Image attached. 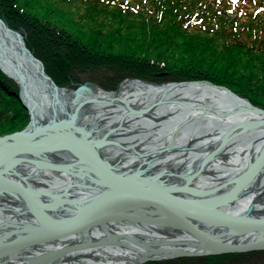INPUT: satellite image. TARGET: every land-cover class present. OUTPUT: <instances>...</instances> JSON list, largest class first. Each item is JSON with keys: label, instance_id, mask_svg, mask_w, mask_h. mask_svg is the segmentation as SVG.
Returning <instances> with one entry per match:
<instances>
[{"label": "bare ground", "instance_id": "6f19581e", "mask_svg": "<svg viewBox=\"0 0 264 264\" xmlns=\"http://www.w3.org/2000/svg\"><path fill=\"white\" fill-rule=\"evenodd\" d=\"M21 38L0 24V64L22 85L21 97L41 125L34 124L39 129L36 137L0 145V236L20 227L34 230L21 233L23 244L4 246L0 260L19 256L12 264H40L49 259L46 241L59 239L52 248L63 249L67 246L63 235L70 234L68 241L74 245H69L75 248L64 254L67 264H126L85 248L90 241L78 240L74 231L65 230L67 225L85 222V213H98L101 218L100 211H109L110 216L102 221L103 230H113V223L123 215V221L132 226L145 225L138 235L165 236L163 229L139 216H157L152 207L159 204L173 214H185L191 210L190 202L175 204V196L191 198L198 188H215L212 197L235 194L223 204L214 202L209 222L201 221L200 228H195L201 235L229 230L227 216L234 220L264 216L256 215L264 209V157L260 156L264 126L212 148L238 124L252 126L264 121L245 101L204 81L159 85L130 79L116 91L88 85L78 92L79 97L70 90L54 91ZM60 97L63 103L58 104ZM149 106L147 112L138 110ZM127 107L137 112H128ZM52 115L56 117L50 118ZM149 180L161 197L155 203L134 202L143 208L128 209L135 197L126 194L124 183L142 189ZM163 193L171 196L170 202L162 199ZM209 204L200 203L198 208H210ZM125 215L129 217L125 219ZM252 236H264V229Z\"/></svg>", "mask_w": 264, "mask_h": 264}, {"label": "trees", "instance_id": "16d2710c", "mask_svg": "<svg viewBox=\"0 0 264 264\" xmlns=\"http://www.w3.org/2000/svg\"><path fill=\"white\" fill-rule=\"evenodd\" d=\"M250 7L253 13L243 10ZM235 11L244 13V22L237 14V17L230 18V13L235 14ZM0 15L8 22L15 21L22 28L27 47L43 62L46 73L59 85L67 81L79 82L77 74L70 71L94 73L96 66L103 65L95 54L97 44L102 45L100 41H106L113 54L115 51L119 55L136 51L134 48L138 46H135L132 38L127 37L125 32L121 33L130 31V26H140L144 35L148 26L163 33L170 32L163 35L164 39L154 34L146 36L152 41L151 45L144 43L150 46L143 45L139 53L142 59L145 56L154 62L160 59V54L154 57V48L163 52L161 61L166 64L172 60L175 51L183 56L205 48L197 40L200 35L212 36L217 41L221 39L227 47L242 49L248 52L247 55L264 59L263 33L261 31L256 36L251 32L261 30L264 24V0H0ZM104 19L118 22L123 19L126 26L121 24L110 36L101 30L94 37L95 30L90 28ZM148 19L149 22H146ZM226 25H236L238 28L231 32L225 28ZM167 52L170 53L168 56ZM250 59L248 56L240 59L245 67L237 73V78L232 74V67L239 63V59L235 61L224 55H216L214 60L217 63L211 62L204 70L195 69L186 73V78L208 80L225 86L264 109V69L258 67L255 70L251 67L253 63L249 62ZM157 71L155 69L152 74L156 75ZM128 75H132V72ZM139 76L157 81L152 75L148 78L149 75ZM17 93V85L0 72V135L19 131L24 126L26 109ZM262 259L264 252H249L178 259L160 264H259Z\"/></svg>", "mask_w": 264, "mask_h": 264}, {"label": "water", "instance_id": "95a60500", "mask_svg": "<svg viewBox=\"0 0 264 264\" xmlns=\"http://www.w3.org/2000/svg\"><path fill=\"white\" fill-rule=\"evenodd\" d=\"M18 36L20 35L18 34ZM22 45L24 46L23 42ZM24 49L27 51L28 55L30 54L29 56L34 61L39 63V61L36 58H34L33 55L26 48ZM40 69L42 76L50 82L51 87L54 88L53 90L54 91L59 90L58 87L53 83V81L44 73L42 69V65ZM191 82H196V81H191ZM148 83L154 84L153 82H148ZM200 83L202 82L200 81ZM203 83H206L208 86L211 85L213 87L227 90L236 99L240 101H245V103L247 104L245 106L250 111H252L255 114L264 116V110L253 106L252 104H250L248 100L240 97L239 95L229 90L228 88H225L223 86H218L207 81H204ZM172 84L177 85L178 83H172ZM86 87L87 84L80 85L74 90L73 94H75L76 96L78 95L79 97L78 92L85 90ZM56 101L57 100L55 99L53 103L55 104ZM22 103L28 110V114L30 118L29 124L20 131L0 136V145L4 144L5 146L8 144H13V141L21 140L23 138L36 137L38 135V134L34 135V133H39V129H35L34 127L35 125H41V123H38L40 121L35 122L32 111L24 99H22ZM154 105L155 103L152 106ZM127 109L128 112L131 113L137 112L134 110H130L129 107H127ZM150 109L151 106L138 110L141 112H147V110ZM55 117L56 116L52 115L50 118H55ZM262 126H264V121L254 122V125L252 126H243L242 124H238L237 126L230 129L228 132L224 133L222 135L220 144H216L212 146V148L215 149L220 145L223 144L225 145L229 141H231L234 137L238 135H244L249 131H253ZM260 147H261L260 156L262 158L264 157V143ZM109 169L112 172L114 171L111 167H109ZM262 170L263 169H259V172H261ZM115 176L117 178L118 177L120 178V176H117V174ZM151 183L152 182L149 180L148 183L144 185L145 187H142V189H137V186H134L131 183H124L125 188L128 191V193L126 194L128 196L133 195L135 197L132 200L133 202L127 204L128 209L143 208L137 204L140 202L142 203L143 201L155 203V200L158 197H161V194L157 192L158 187L150 186ZM239 192L240 191L236 193ZM213 194H215V188L204 187V188H198L195 194L192 195L191 198L188 196L183 198L175 196V204L186 203L187 201L190 202L191 210H189V212L185 214H180V215L177 213L173 214L172 212H168L166 206H163L162 204L159 205L153 204L154 205V207H152L154 208L153 212L157 216H151L147 214H145V216L138 215L143 219L141 221L145 223L155 224L159 226L161 229H163L167 233L165 236L155 234V236L151 235L148 238L140 234L138 235L137 231H139V228L141 226L145 227V225L138 223L135 226L134 225L132 226L129 222L123 221L122 218L123 215L119 216L121 218L118 217L116 222L113 223V230L110 231L103 230L104 224L102 221L104 220L103 218L105 216H110L109 211H100L99 214L103 216L101 218L97 216L98 213L96 214L85 213L86 223L79 220V223L75 222L72 224H68L65 230L68 229L70 230V232L74 231L73 233L74 237H76L80 241H82V239H88L87 241L90 242L85 248H93L95 249L94 251H96L98 254H106V256H104L105 258H111V259L116 258L121 261L127 262L126 264H144L148 262L172 261V260L192 258V257L239 254L246 252H264V239L260 240V238H264V236L258 238L252 236L256 232L264 229V216L263 217L245 216L240 219L237 218L235 220L233 219V216H227V221H231V224H229L228 222L226 223L231 226L229 230H227L226 228L216 229L212 233H210V235L207 234L201 235L199 232L195 231V228L197 227L200 228L199 223L201 221L209 222L208 217L210 214H212V207L214 205V202L216 204L219 202H221L220 204H223L224 202L233 199V196L235 195L234 193L228 192L221 197H212ZM163 197L164 198L162 199H166L167 201H169L171 198V196L166 195L164 193H163ZM2 201H3V196L0 198V202ZM134 202H136L137 204H135ZM206 202H209L210 203L209 206L211 204L212 206L206 209L198 208V204L206 203ZM258 214H264V209L263 211L258 212L256 215ZM128 217L126 216L125 219ZM245 220L248 221L247 224L240 229H236L238 227L236 225H241L242 222H244ZM253 221H255L256 223L254 226H251V222ZM115 224L122 227L116 228ZM234 224L235 226H233ZM24 230H26L24 229V227H20L12 233L9 232L6 235L0 236V251H2V249H5L3 248L4 246L15 247L18 244H21L23 242L21 241V239H23L21 233L30 234V231H33L34 228L32 230L28 228V230L30 231H24ZM82 231H85L86 235L81 234ZM254 231L255 233H253ZM188 232H191L194 236L190 235ZM251 233L253 234L251 235ZM68 236L65 237L63 235L62 241L67 245L63 249L52 248V244L58 242L59 239L53 240L54 239L53 238L52 239L53 241L52 240L48 242L46 241L45 248L47 252L50 254L49 259L45 262H38V263L67 264L68 261L64 258V254L72 251V249L75 248L70 246L74 244L69 243ZM11 237H14V239L13 238L9 239ZM65 238L67 239L64 240ZM118 248L122 249V252L118 253L117 252ZM18 257L19 256H16V258L9 257L6 259H2L0 260V264L16 263ZM20 259L22 260L23 258ZM28 264L30 263L28 262Z\"/></svg>", "mask_w": 264, "mask_h": 264}, {"label": "rangeland", "instance_id": "374dc122", "mask_svg": "<svg viewBox=\"0 0 264 264\" xmlns=\"http://www.w3.org/2000/svg\"><path fill=\"white\" fill-rule=\"evenodd\" d=\"M237 10V9H236ZM245 10L247 13H253V8H245L243 9ZM256 12V10H254V13ZM234 13V12H233ZM230 13L231 16L230 18H235L237 17L236 14L238 16H240L241 18L244 17V13L240 14L239 11H235V14ZM14 14V12L11 13V15ZM53 17L54 15L51 14ZM13 16V15H12ZM53 19V18H52ZM124 20H131V19H124ZM229 20V18H228ZM53 21V20H52ZM245 19L243 18L242 22H244ZM146 22H149V19L146 20ZM54 23V21H53ZM0 24L2 25V27L12 33H16L17 35L19 34L20 37H22L21 39L23 40V44L24 46L27 47L26 45V41L25 38L23 36L22 33V28L18 26L17 23H15V21L12 22H8L4 16L1 17L0 15ZM122 25L126 26V21H123V19H121L120 22L113 20V19H104L103 21L97 22L95 23L90 29L95 30V36L93 34L94 37H97L99 34L98 32H100L101 30H104V34L106 36H110L112 35V33H114L116 28L120 27ZM130 31H123L121 33L125 32V35L129 38H132V40L135 43V46H138L136 48H134V50L136 51H131L130 53L126 54V53H122L121 55H119L118 51H115V54L112 53V48L109 44L106 43V41H100V44L98 45L97 48V52L95 53L98 56V60H100V62L103 63V65L101 66H96V68L94 69V73H90V72H85V70L83 72H80V74H78L75 71H70V73H76L77 75V79H79V82H71V81H67L65 82L64 85H59L57 83H55V81L46 73L45 70V66L43 64V62L36 57L31 51L30 49L27 47L28 51L34 55V58H37L40 65H42V69L44 71L45 74L48 75V77H50L54 84L58 87V89L60 91L63 90H70L69 92H74V90L79 87L80 85H85L87 84V86L91 85L94 87H97L99 89H102L103 91H116L119 87V85L126 81V80H142V81H148V82H153L155 84H165L168 82L171 83H181L182 81H208V80H191V79H187L186 73H189L190 71H194L195 69L198 70H204L206 68H208V65L211 62L217 63L215 62L214 58L216 55H224V56H229L232 59H234L235 61L239 59V63L236 62V64L233 66V64L231 66L232 67V74L235 78H237V73L244 68L243 65L240 62L241 58H244L245 56H248L249 58H251L249 60V62L253 63L251 67H254V69L256 70L258 67H260L262 69H264V59L262 57H259L260 59H258L257 57H253L251 55H247L248 52L242 50V49H237V48H230L229 46L227 47L225 45V41H221V39H219V41H217L216 39H213L212 36H204V35H200L197 36V40H199L201 42V44L203 45V49L201 50H194L192 55H184L180 56V54L178 55L177 52L175 51L172 60L169 63H164L163 61H161L162 54L163 52L159 49V48H154V57H157V54L159 55V60L154 62L153 60H147L148 58H146L145 56L142 59V55L139 53L140 49L143 47V45H147L150 46L151 45V40L146 38V36H150L152 34H154L155 37L157 38H163V35L165 33L170 34V32H165L164 31H159L157 28H152L151 26H148L149 29L147 30L146 34H143V29L140 28V26L137 28L136 26H134ZM228 28L231 32H235L236 28H238V26L236 25H232V26H228L226 25L225 28ZM242 28V27H241ZM167 29V28H166ZM261 30H253L251 31L253 34H255L256 36L260 35L261 31L263 33V37H264V24L263 26L261 25ZM159 31V32H158ZM247 31V30H246ZM158 32V33H157ZM138 38V39H137ZM152 39V38H151ZM154 39V38H153ZM241 39V38H240ZM243 40V39H241ZM150 43L149 44H144V43ZM108 46H107V45ZM138 49V50H137ZM147 52H150L147 51ZM246 52V53H245ZM170 53L167 52V56ZM151 57V54H150ZM189 66V67H187ZM250 69V66H248ZM96 69H98V71L96 72ZM155 69H158L159 71L156 72V75H153V71ZM222 71H223V67H221ZM1 72V70H0ZM132 72V75H128ZM225 72V70H224ZM242 72H244L242 70ZM154 79H156L157 81L154 80H149V79H145V78H140L139 75L144 76V75H149L147 76L150 77L151 75ZM147 82V83H148ZM210 82V81H209ZM214 84V83H213ZM216 85V84H215ZM222 86V85H221ZM225 87V86H224ZM227 88V87H226ZM229 89V88H228ZM62 95V94H61ZM240 96V95H239ZM241 97V96H240ZM19 98V97H18ZM20 101V100H19ZM58 104L59 103H63V100L61 99V97L58 99ZM26 109V108H25ZM26 112V121L23 124L25 126H27L29 124V114H28V110H25ZM22 127V128H23ZM21 128V129H22ZM2 128L0 125V132H1ZM263 257V256H262ZM262 262H260L259 264H264V259L261 260ZM151 263H155V262H151ZM144 264H149V263H144ZM158 264H160V262H158ZM258 264V263H257Z\"/></svg>", "mask_w": 264, "mask_h": 264}]
</instances>
